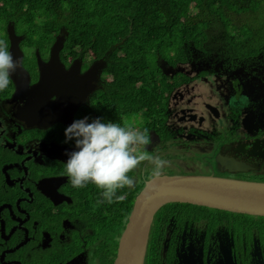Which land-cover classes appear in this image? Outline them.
Masks as SVG:
<instances>
[{
    "label": "flooded vegetation",
    "instance_id": "obj_1",
    "mask_svg": "<svg viewBox=\"0 0 264 264\" xmlns=\"http://www.w3.org/2000/svg\"><path fill=\"white\" fill-rule=\"evenodd\" d=\"M21 13L13 0H0V39L14 60L23 57L0 91V264H113L152 167L146 170L145 161L130 172L136 183L118 190L127 194L123 201L109 204L93 184L72 187L63 164L74 150V141L64 143L67 126L84 117L112 119L113 51L68 45L64 25L52 32ZM224 14L232 20L227 28L212 18L204 28L218 35L211 44H191L184 60L163 61L170 79L165 136L157 125L144 149L184 163L175 168L264 183V28L249 17L264 14ZM62 35L65 41L56 43ZM130 127L144 129L143 118ZM168 205L154 216L144 264H264V217Z\"/></svg>",
    "mask_w": 264,
    "mask_h": 264
},
{
    "label": "trees",
    "instance_id": "obj_2",
    "mask_svg": "<svg viewBox=\"0 0 264 264\" xmlns=\"http://www.w3.org/2000/svg\"><path fill=\"white\" fill-rule=\"evenodd\" d=\"M257 5H260L257 0L242 3L233 0H13V8L22 12L26 22L32 21V15L35 20L41 11L39 21L45 28L54 32L64 25L68 45L91 46L97 53L111 48L114 54L110 65L114 76L111 121L130 127L141 117L148 132L156 131L154 128L160 125L162 137L165 136L166 91L170 90L164 83L167 76L161 69L163 61L174 64L184 60L191 44H211L218 35L204 30L211 27L210 18L215 19L216 25L227 28L232 20L224 13H245L255 10ZM224 42L233 44L234 38L226 37ZM108 100L104 97L105 106Z\"/></svg>",
    "mask_w": 264,
    "mask_h": 264
},
{
    "label": "clouds",
    "instance_id": "obj_3",
    "mask_svg": "<svg viewBox=\"0 0 264 264\" xmlns=\"http://www.w3.org/2000/svg\"><path fill=\"white\" fill-rule=\"evenodd\" d=\"M30 52V49H25L23 55ZM22 59L14 60L7 42L0 39V91L9 87L12 73L17 70ZM64 135V143L74 141V150L66 153L68 159L63 163L64 174L76 189L88 184L101 189V203L123 201L127 194H117L118 190L134 186L136 179L129 173L142 162L147 161L152 165L154 176H158L169 164L160 155L145 151L144 146L149 144L147 128L125 127L101 117L91 121L89 117H84L67 126Z\"/></svg>",
    "mask_w": 264,
    "mask_h": 264
},
{
    "label": "water",
    "instance_id": "obj_4",
    "mask_svg": "<svg viewBox=\"0 0 264 264\" xmlns=\"http://www.w3.org/2000/svg\"><path fill=\"white\" fill-rule=\"evenodd\" d=\"M64 41L62 35L56 43ZM180 71L178 68L176 73ZM179 91L180 88L172 91L169 106ZM173 203L264 217V183L213 175L161 173L153 176L134 199L113 264H144L154 216L163 206Z\"/></svg>",
    "mask_w": 264,
    "mask_h": 264
},
{
    "label": "rangeland",
    "instance_id": "obj_5",
    "mask_svg": "<svg viewBox=\"0 0 264 264\" xmlns=\"http://www.w3.org/2000/svg\"><path fill=\"white\" fill-rule=\"evenodd\" d=\"M259 6H261V5H257V8L255 9V10H250V11H245V13H251V12H256V13H259V12H263V14H264V9H259ZM40 13H37V16H36V19H35V22L38 24V25H42V23L38 20V18L39 17H41L42 16V12L41 11H39ZM264 16V15H263ZM241 17H243V16H241ZM249 17L251 18L250 19V21L252 22V25L254 26V27H261V28H264V18H261V17H259V15L258 16H250L249 15ZM233 38H234V36H232ZM159 81H161V79H160V77H158L157 78ZM170 81V79H166V82H169ZM174 79H173V81L172 82H170V83H172V84H174ZM172 86V85H171ZM166 93H168V91H166ZM169 161V164L167 165L168 167H165L164 169H166L165 170V172L167 173V174H178V173H188V174H204V175H206V174H208V171L206 170V168L205 167H201L200 169H198V168H193V169H191V167H176L175 168V163H180V164H184L183 162H181V161H179V160H168ZM148 164V163H147ZM149 165V166H148ZM147 165V167H146V170H149L151 167H152V165L151 164H148ZM163 210V208L161 209V211ZM187 212L188 211H190V209H187L186 210ZM161 213V212H160Z\"/></svg>",
    "mask_w": 264,
    "mask_h": 264
}]
</instances>
